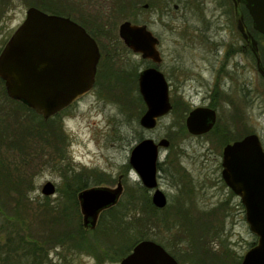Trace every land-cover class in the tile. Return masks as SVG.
I'll use <instances>...</instances> for the list:
<instances>
[{
  "label": "rangeland",
  "instance_id": "obj_1",
  "mask_svg": "<svg viewBox=\"0 0 264 264\" xmlns=\"http://www.w3.org/2000/svg\"><path fill=\"white\" fill-rule=\"evenodd\" d=\"M75 2L76 15L109 16L111 12L108 2L101 0ZM149 2H153L150 8ZM28 7L23 0H0V51L24 21ZM137 7L127 9L115 19L113 39L105 38L100 46L102 61L97 84L91 93L57 118L54 126L60 136L47 140L46 132L43 138L37 134L19 138L21 147L0 144V164L8 167L13 179L25 182L20 205L22 235L41 243L34 253L19 251V264H120L124 257L116 255L112 243L102 233H98L100 252L106 250L107 256L101 252L99 259L78 250L80 246L75 247L66 239L58 242L45 239L46 243L41 239L52 231H68L66 222L55 224L51 219V213L56 215L67 205L66 189L69 196L70 191L76 195L77 189H83L79 185L84 183L88 188L116 187L121 181L124 192L135 184L142 186L129 158L133 147L145 138L170 142L168 147H160L158 156V187L168 197V206L159 215L175 217V212L181 209L182 218L184 214L194 224L190 226L182 219L179 226L166 228L161 224L157 228L149 222L150 237L146 239L164 246L179 264L241 263L257 242L246 222L240 198L221 175L226 144L239 136L256 133L264 145V79L251 67L248 53L235 58L227 54L229 46L239 39L233 6L226 0H139ZM244 14L250 26V15ZM124 21L147 25L159 39L163 62L158 67L169 82L172 109L151 130L139 124L146 105L138 100L139 77L133 72L137 71L139 76L143 69L156 64L132 52L119 38L118 28ZM232 61L239 62L241 69L237 73ZM123 70L131 74L125 82V77L113 74H122ZM1 83L0 103L11 108L4 97V81ZM124 83L129 88H124ZM196 107L216 110L215 126L220 124L224 136L213 131L215 126L202 135L187 131L186 118ZM16 117V114L10 117L14 131L19 122ZM20 122L27 124L25 118ZM10 135L15 137L13 132ZM5 173L0 171L1 176ZM77 175L78 179H74ZM47 182L58 186L54 196L42 195ZM4 183L0 178V201L7 188ZM147 193L152 196L151 191ZM6 199L5 213L0 214V247L7 241V233L1 226H6V216L12 214L16 205L13 199L11 202ZM79 214L75 218L82 223L80 207Z\"/></svg>",
  "mask_w": 264,
  "mask_h": 264
},
{
  "label": "water",
  "instance_id": "obj_2",
  "mask_svg": "<svg viewBox=\"0 0 264 264\" xmlns=\"http://www.w3.org/2000/svg\"><path fill=\"white\" fill-rule=\"evenodd\" d=\"M231 1L236 29L253 52L257 69L264 77L258 40L247 25L241 8L243 4L250 15L251 28L264 35V0ZM118 35L132 52L156 64L143 69L138 78V91L146 105L139 124L144 129H154L158 119L172 109L169 82L158 68L162 60L159 39L147 25L130 21L119 25ZM99 59L96 40L81 24L70 17L49 14L30 6L24 21L0 51V79L4 81L9 98L26 104L48 120L93 89ZM216 121L215 109L196 107L186 118V128L192 135H202L211 131ZM169 145L167 139L155 142L145 138L133 147L129 158L142 186L152 192V204L158 209H164L168 204V197L158 187V156L160 147ZM221 175L240 198L249 229L257 237V242L245 253L240 264H264V147L259 135L248 134L224 146ZM41 192L45 196L54 195V184L47 182ZM122 193L121 181L116 187L93 186L81 190L77 198L83 226L95 229L100 214L117 205ZM120 264L179 262L161 244L142 239Z\"/></svg>",
  "mask_w": 264,
  "mask_h": 264
},
{
  "label": "trees",
  "instance_id": "obj_3",
  "mask_svg": "<svg viewBox=\"0 0 264 264\" xmlns=\"http://www.w3.org/2000/svg\"><path fill=\"white\" fill-rule=\"evenodd\" d=\"M23 1L24 3H26V5L35 6L49 14L64 15V16H69L71 18L73 17V19L77 20V22L81 24L87 30V32L98 42L99 46H102L103 40L105 38H107L108 40H110L111 38L113 39L114 36L113 27L115 26V19L118 18V15L123 14V12L127 11V9L129 8H138L137 4L139 3V0H101L102 3L108 2V4L111 6V8H108L109 12L111 11L109 13V16H111L109 21L108 19L109 16L105 14L91 15V14L79 13L76 15L75 12L73 11V9L76 10L77 8L75 2L76 0H23ZM152 3L153 2H149L148 8L153 6ZM73 6H75L76 8L75 7L73 8ZM243 12H246V14L249 16V13L246 10V8H244ZM249 27L252 31V34L259 42L260 55L262 62L264 63V41H263L264 35L254 31L251 28V25ZM107 53H109V51H107ZM125 70H123L122 74L121 73H117V74L113 73V74L114 76L115 75L118 76V78L125 77L124 79L125 82L127 78L130 79L131 76V74L125 72ZM99 75L100 74L97 71L96 83H97V77ZM133 75L138 77L137 71H134ZM0 81L3 82L1 79ZM124 86H125L124 88L127 89L129 88L130 85L126 87V83H124ZM130 88H132V86ZM3 92H4V97L7 101H9L11 108H9L6 105V103L3 104L0 103L1 108L3 107V110L0 112V144H2L3 146L5 145L9 148L12 146L21 147L19 138L23 139L25 136H33L34 134H37L41 136V138H43V136L46 135V132H48L49 134L47 140H49V138L53 136L54 138L57 137L58 135L60 136V133H56L55 130L56 128L54 126L57 120L56 118L49 119V121H44L41 115L37 114L26 104L9 98L5 89L3 90ZM137 97L138 100L142 104H144L140 94L137 95ZM211 106L214 105L212 104ZM12 114H16V116L18 117V118L16 117V119L17 121H19L18 128L15 129V131L13 130L14 122H12L10 119ZM21 118H25L27 120L26 125L20 122ZM213 131L216 134L224 136L220 124H217L214 127ZM12 132L15 136L14 138H10L11 137L10 134ZM238 139H241V136L236 138V140ZM224 142H227V140ZM7 168L8 167H3L0 164V171L6 172L4 176L3 175L1 176L0 174V178L1 179L3 178V180L6 182L4 184L7 187L3 194V198L0 201L1 203L0 214L5 213L6 210L5 202L8 201L6 198H8L10 202L13 199V202H15L16 205H14V207L12 208L13 209L12 214L6 216L7 218L6 226L4 225L1 226V228L5 229L7 233V241L6 243H4V245L0 247V262H1L0 264H19L18 261L19 251L25 252L28 250L27 251L28 253H34L36 252L37 248H40L38 244L41 243L38 242L37 240L29 241L28 238L26 239L25 236L22 235L23 227L20 221L22 220L20 205L23 203V195H22L23 191L21 190V188H23L25 182L23 183V181L20 182L19 180L13 179V174L10 172V170H7ZM78 176L79 175L75 176L74 179H78ZM87 185H88L87 183H84L83 186L79 185V189L83 187L86 188L88 187ZM15 192L19 195L18 197L10 196L11 193H15ZM138 209H140L142 215L141 214H139V216L137 215ZM162 211H163L162 209H158L152 204L151 197L147 193V190L144 187L135 184L133 187H131L130 191L129 189H127L124 192L123 197L116 206L104 211L100 215L98 225L95 230L93 231L86 230L85 228H83L80 221L79 222L76 221L75 216H77L78 214V216L80 217L79 204L75 192L70 191L68 196V203L67 205H65V208L60 209L58 214L56 215H53L51 213L52 223L53 222H55V224L61 223L63 220L64 222H66L67 228H69L68 231L61 233L57 231L55 232L52 231L50 236L47 237L45 236V238L41 240H44L43 242L46 243L48 242V240L52 242L55 241L58 242L60 241V239L63 240L66 239L65 241H69L73 246L75 247L80 246L78 247V250L92 253L99 259L102 256L101 255L102 253L103 256H107L106 250H102L101 251L102 253L100 252V249L102 247L98 233L100 234L102 233L101 235L104 236L106 239L108 238V241L112 243L113 249L115 248L116 250V255L118 257L123 258L131 252L132 248L136 245V243H138L142 239H146L150 237L148 231L150 232L151 227L147 226L149 222L154 224L157 228L161 224L163 225V227L166 228L171 226L173 227L179 226L178 224L182 221V219L186 224L189 223L190 226H192L193 224L192 222L190 223L191 218L188 217L186 218L184 214H183L184 217L182 218L181 209L175 212V217H172V214L170 216L162 217L159 215ZM172 218L174 219L172 220ZM143 225H145V227ZM92 233L95 234L91 236ZM253 245L254 244H252V246ZM46 264H48V262Z\"/></svg>",
  "mask_w": 264,
  "mask_h": 264
},
{
  "label": "flooded vegetation",
  "instance_id": "obj_4",
  "mask_svg": "<svg viewBox=\"0 0 264 264\" xmlns=\"http://www.w3.org/2000/svg\"><path fill=\"white\" fill-rule=\"evenodd\" d=\"M226 1H228L232 6H233V10H234V4H233V2L231 1V0H226ZM241 8L244 10V6H243V4L241 5ZM234 15H235V10H234ZM235 23H236V20H235ZM237 30V29H236ZM238 32V31H237ZM238 37H239V39L238 40H236L237 41V43H232L230 46H229V48H228V50H227V54L230 56V57H236V56H240V55H244L245 53H248V56H249V58H250V60H251V67L254 69V70H256L257 71V73L259 74V76H261L262 77V75L259 73V71H258V69H257V60H256V58H255V56H254V54H253V52L250 50V48L248 47V45H247V43H246V41L244 40V38L239 34V32H238ZM120 38V37H119ZM97 42V41H96ZM97 44H98V42H97ZM159 46V45H158ZM98 47H99V51H100V46H99V44H98ZM258 47H259V42H258ZM259 52H260V50H259ZM161 53V52H160ZM140 55V54H139ZM161 57H162V54H161ZM260 57H261V55H260ZM144 60H146V59H144ZM102 61V53H101V51H100V59H99V62H98V65H97V71H98V68H99V65H100V62ZM146 61H150V60H146ZM150 62H152V61H150ZM163 62V57H162V60H161V63ZM153 63V62H152ZM160 63V64H161ZM159 64V65H160ZM264 64V63H263ZM158 65V66H159ZM232 66H234V68H235V72L234 73H237V70L238 69H241L240 68V65H239V62H234V61H232ZM148 67H152V66H148ZM111 68H112V66H111ZM147 68V67H146ZM159 68V67H158ZM242 68H244V66L242 65ZM160 70V69H159ZM161 71V70H160ZM162 72V71H161ZM163 73V72H162ZM96 74H97V72H96ZM140 74V73H139ZM164 74V73H163ZM231 75L232 76H234L233 75V72H231ZM139 77V76H138ZM166 77V76H165ZM262 78H264V77H262ZM168 81V80H167ZM1 83V82H0ZM2 84V83H1ZM96 80H95V82H94V86H93V89L95 88V86H96ZM93 89L89 92V93H91L92 91H93ZM88 93V94H89ZM64 111V110H63ZM63 111H60V112H58V113H56L54 116H52V117H50L49 119H57V118H59L60 116H62V113H63ZM48 119V120H49ZM262 142V141H261ZM262 145H263V143H262ZM263 147H264V145H263ZM60 154H63V152H62V150H61V152H60ZM122 183V182H121ZM54 184V186H55V194H57V192H58V186L55 184V183H53ZM2 187H4V185H2ZM86 188H88V187H86ZM22 189V188H21ZM84 189V188H83ZM83 189H81V190H83ZM80 190V191H81ZM22 191H24V190H22ZM79 190H77V193H76V197L78 196V193L80 192ZM42 193V192H41ZM54 194V195H55ZM124 194V186H123V193H122V195ZM12 196H15V197H18L19 195L15 192V193H12L11 194ZM43 195V194H42ZM54 195H52V196H54ZM67 195V197H68V190L66 189V194H65V196ZM122 195H121V197H122ZM45 196V195H44ZM45 197H51V196H45ZM77 200H78V198H77ZM120 200H121V198H120ZM119 200V201H120ZM152 202V201H151ZM119 203V202H118ZM78 204H79V202H78ZM116 206V205H115ZM167 206H168V204H167ZM166 206V207H167ZM114 207V206H113ZM165 207V208H166ZM112 208V207H111ZM110 209V208H109ZM108 210V209H107ZM106 211V210H105ZM104 212V211H103ZM102 212V213H103ZM80 213H81V211H80ZM101 213V214H102ZM100 214V215H101ZM81 215H82V213H81ZM99 218H100V216H99ZM99 221V220H98ZM82 226H83V220H82ZM98 224V223H97ZM97 227V226H96ZM83 228H85L84 226H83ZM86 229V228H85ZM96 229V228H95ZM95 229H93V230H95ZM86 230H91V229H86ZM93 230H91V231H93ZM132 251V250H131ZM170 253V252H169ZM171 254V253H170ZM172 255V254H171ZM173 256V255H172ZM176 259V258H175ZM122 260V259H121ZM177 260V259H176ZM51 264H53L52 262H51Z\"/></svg>",
  "mask_w": 264,
  "mask_h": 264
}]
</instances>
